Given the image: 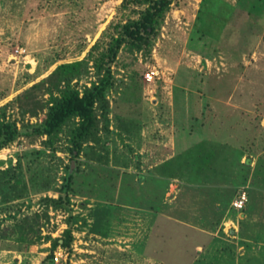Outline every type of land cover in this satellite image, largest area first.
<instances>
[{"label": "rangeland", "instance_id": "1", "mask_svg": "<svg viewBox=\"0 0 264 264\" xmlns=\"http://www.w3.org/2000/svg\"><path fill=\"white\" fill-rule=\"evenodd\" d=\"M123 1L0 0V122L17 129L0 146V264H264V0H173L149 46L110 60L146 8ZM105 68L78 154L79 118L35 132Z\"/></svg>", "mask_w": 264, "mask_h": 264}, {"label": "trees", "instance_id": "2", "mask_svg": "<svg viewBox=\"0 0 264 264\" xmlns=\"http://www.w3.org/2000/svg\"><path fill=\"white\" fill-rule=\"evenodd\" d=\"M134 1L138 5H146V8L141 12L138 20L129 21L124 24L118 31L117 37L112 39L111 47L107 54L110 60L117 54V50L120 45L129 43L131 47L140 50L143 46H149L151 44L152 37L155 36V31L161 26L165 12L171 6L173 0H124L125 2ZM262 5H260L261 7ZM221 26V25H220ZM216 40L207 36V32L194 31L190 38L189 49L195 51L202 57H208L212 51L213 45ZM78 64L66 65L60 69L72 70ZM103 61H99L97 68H102ZM112 85L109 69L104 70V74L99 79L97 85L89 89H85L82 96L75 90H67L63 96L56 100L51 106L50 111L43 124L36 129L37 134H46L51 136L56 133L65 122L71 117H77L80 119V123L73 135V148L78 152L82 146V140L90 133L94 128L96 122L95 105L98 103L104 110L106 107L105 95L108 88ZM104 112V111H103ZM17 134V129L13 124L8 122H0V137L3 139L0 142V146L12 141ZM204 160V159H203ZM249 163V161H247ZM68 183H65L63 189L65 195H60L56 201L53 202L56 205H62L63 202L67 203L66 187ZM249 197V192L246 193ZM237 196V195H236ZM232 208V207H231ZM233 209V208H232ZM68 245V242L64 243Z\"/></svg>", "mask_w": 264, "mask_h": 264}, {"label": "built area", "instance_id": "3", "mask_svg": "<svg viewBox=\"0 0 264 264\" xmlns=\"http://www.w3.org/2000/svg\"><path fill=\"white\" fill-rule=\"evenodd\" d=\"M155 73L150 72L146 74V78L148 80H151ZM247 202V194L244 191L239 192V194L236 196L234 202H233V208H237L238 210L242 209L245 207V204ZM55 260H58V257H55Z\"/></svg>", "mask_w": 264, "mask_h": 264}, {"label": "crops", "instance_id": "4", "mask_svg": "<svg viewBox=\"0 0 264 264\" xmlns=\"http://www.w3.org/2000/svg\"><path fill=\"white\" fill-rule=\"evenodd\" d=\"M260 11H261V10H260ZM262 14H264L263 11H261V13L259 12L258 14L254 15V17H256V18L259 16L260 19H258V20H259V22H260V23H259L260 25H261V22H262V19H263Z\"/></svg>", "mask_w": 264, "mask_h": 264}]
</instances>
